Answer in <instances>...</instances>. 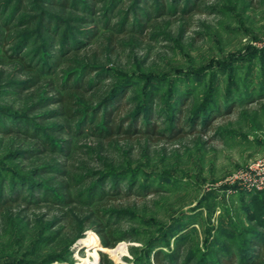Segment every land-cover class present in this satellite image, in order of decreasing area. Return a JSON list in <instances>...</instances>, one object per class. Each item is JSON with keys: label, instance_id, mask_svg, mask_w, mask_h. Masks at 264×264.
<instances>
[{"label": "rangeland", "instance_id": "1", "mask_svg": "<svg viewBox=\"0 0 264 264\" xmlns=\"http://www.w3.org/2000/svg\"><path fill=\"white\" fill-rule=\"evenodd\" d=\"M262 176L264 0H0V264H264Z\"/></svg>", "mask_w": 264, "mask_h": 264}, {"label": "trees", "instance_id": "2", "mask_svg": "<svg viewBox=\"0 0 264 264\" xmlns=\"http://www.w3.org/2000/svg\"><path fill=\"white\" fill-rule=\"evenodd\" d=\"M216 106V105H215ZM209 107H211V106H209ZM216 108V107H215ZM209 109V108H208ZM213 110H215V109H213ZM222 109H219V111H221ZM126 114H127V112H120L116 117H117V119L115 118L114 119V121H113V119L111 118L112 117V115H110V114H105L104 115V121H105V123H107V122H114V126H112V127H115V128H119V125H120V123H123V121H125V116H126ZM129 114V113H128ZM128 114H127V117H126V120L128 119ZM125 115V116H124ZM129 117H130V115H129ZM124 118V119H123ZM131 118V117H130ZM132 119V118H131ZM118 120V121H117ZM133 120V119H132ZM171 121H172V119H170ZM130 121V120H129ZM130 122H132V121H130ZM119 123V124H118ZM133 124V123H132ZM197 124H199V121H197ZM146 128L150 131V130H152V131H155L156 132V127H154V126H152V125H149V124H146ZM112 130V129H111ZM256 196V195H255ZM258 197H260V199H264V192L263 193H261V194H258L257 195ZM258 197H252L253 198V201H255L256 200V202L258 201ZM261 213H259V215H257V218L260 220V224H263L264 225V207L261 209ZM256 212V211H255ZM254 236H256L257 238H260V239H256L254 242L253 241H251V243H249L248 244V246H246L245 248H244V250H242L243 251V253H242V255L243 254H245V253H249V251H256V250H258L257 248V246L259 245V243L260 244H262V248L263 249H261L262 251V253L261 252H259V256H261L260 258L261 259H263L264 260V234H259V233H256V235H254ZM255 237V238H256ZM258 241V242H257ZM106 244V247H113V243L112 242H106L105 243ZM259 246H261V245H259ZM261 248V247H260ZM257 252V251H256ZM251 253V252H250ZM159 255L157 254L156 255V257H155V259L157 260V262L159 263L160 262V259H159ZM243 260V259H242ZM236 261L235 260H232V261H228V262H226L225 264H236L235 263ZM243 262V261H242ZM256 264V263H255Z\"/></svg>", "mask_w": 264, "mask_h": 264}, {"label": "bare ground", "instance_id": "3", "mask_svg": "<svg viewBox=\"0 0 264 264\" xmlns=\"http://www.w3.org/2000/svg\"><path fill=\"white\" fill-rule=\"evenodd\" d=\"M84 244L86 245V246H88V247H91V246H95V247H98V245H96V243H95V239L93 238V237H89L88 239H86L85 241H84ZM97 250H104V248L103 247H99ZM124 254H126V251L124 250V248L123 249H120L118 252H117V258H120L121 256H123ZM93 259H94V262L93 263H96L97 262V260H98V253L95 251L94 253H93ZM89 263V261L88 260H86L85 261V264H88Z\"/></svg>", "mask_w": 264, "mask_h": 264}, {"label": "built area", "instance_id": "4", "mask_svg": "<svg viewBox=\"0 0 264 264\" xmlns=\"http://www.w3.org/2000/svg\"><path fill=\"white\" fill-rule=\"evenodd\" d=\"M249 186H254V187H258V185H260V186H263L264 187V176H262V177H260V179L259 180H257V181H252V180H250V184H248Z\"/></svg>", "mask_w": 264, "mask_h": 264}]
</instances>
